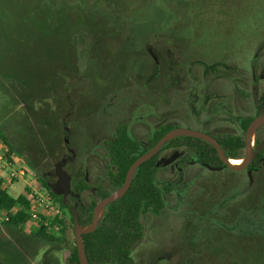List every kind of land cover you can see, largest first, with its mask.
I'll return each mask as SVG.
<instances>
[{
    "label": "rangeland",
    "instance_id": "obj_1",
    "mask_svg": "<svg viewBox=\"0 0 264 264\" xmlns=\"http://www.w3.org/2000/svg\"><path fill=\"white\" fill-rule=\"evenodd\" d=\"M141 1L107 3L127 11L137 9ZM158 5L167 12L165 27L171 10L177 11L171 24L180 27L178 41L187 45V54L206 61L222 60L242 74L234 80L215 78L209 74L213 70L204 69L196 60L182 65V50L181 54L172 53L161 44L141 50L151 30L131 33L126 23L111 31L106 22L98 21L100 28L88 27V33L83 10L76 13L62 8L65 19L44 21L39 20L36 3L31 0H0V133L15 147L17 169L22 167L26 173L14 182L13 195L27 194L31 184H41L39 176L54 187L60 173L69 176L71 189L82 172L92 187L102 183L106 187L102 147L124 125L144 143L159 124L245 136L236 118H255L264 111L262 107L258 112L257 105L264 95V0H190L185 6ZM195 87H201L204 94L199 108L191 102ZM217 108L224 112L213 117ZM255 133L264 143V124ZM252 148L255 150V144ZM190 153L184 145L164 151L159 179L178 181L182 174L188 181L198 174L199 164L191 167L190 159L184 163ZM222 177L227 184L217 185V181L210 185L223 197L239 179L226 173ZM47 191L60 208L55 193ZM222 197L211 201L212 210ZM83 200L90 205L100 198L89 189ZM180 200L176 193L171 194L163 213L145 218L144 239L133 253L136 264H182L184 255L183 264H199L192 253L187 260L188 245L198 235L209 245L213 240L227 248L230 237L218 232L219 217L202 223L196 216L188 222L187 205ZM241 201L239 206L250 210L256 203ZM60 211L59 217L70 219ZM0 226V264H67L76 239L74 229L68 232L71 243L55 244L34 238L37 227L14 234L2 223Z\"/></svg>",
    "mask_w": 264,
    "mask_h": 264
},
{
    "label": "trees",
    "instance_id": "obj_2",
    "mask_svg": "<svg viewBox=\"0 0 264 264\" xmlns=\"http://www.w3.org/2000/svg\"><path fill=\"white\" fill-rule=\"evenodd\" d=\"M189 1L142 0L137 9L124 11L107 3V0H97L96 2L94 0H31L36 3L38 11L35 13L38 14L39 20L44 21L53 17L57 22L65 19L62 8L69 7L76 13H79L77 10H83L85 15L83 18H86L84 22L87 26L84 30L88 33L90 31L88 27L100 28L98 21L106 22V28L111 31H115L121 26L124 27L123 24L126 23L127 30L131 33L137 30V33L141 30H151L153 32L148 36V40H145L147 37L144 38V47L141 50L144 48L153 50L157 44L165 46L172 53L176 50L179 54L182 50L185 60L181 63L182 65L192 64L196 60L195 63L204 69L213 70L209 74L214 75L215 78L224 77L234 80L242 74V70L229 66L222 60L206 61L204 58L187 54V45L178 41L180 27L171 24L172 20L176 19V10H171L166 18V27L163 26L164 16L167 12L163 6L158 5L159 3L163 2L168 5L176 3L178 6H185ZM69 19L73 21L71 17ZM159 67L158 65V69ZM159 76L161 77V73ZM197 88L200 92L203 90L201 87ZM221 113L223 110L219 108L215 115L219 116ZM253 119V117H238L236 119L244 135ZM174 128H176L174 125L159 124L151 129L149 142L144 143L134 135L128 126L119 127L112 140L103 146L104 154L101 155L106 166L104 177L106 187L103 183L92 187L87 176L82 172L72 187L70 202L67 201L68 205H64L62 195L52 193L61 210L68 213L70 219L65 215L58 216L50 221L49 225L37 227V231L32 236L55 244L71 243L68 232L70 229H74V219L69 206L78 210L81 224L84 227L90 225L97 202L92 201L90 205H86L83 193L91 189L100 200L112 195L124 185L132 164L139 157L148 153L164 135ZM202 131L213 135L219 141L228 158H242L241 152L245 150V136L224 135L219 131L211 132L205 129ZM0 141L7 147L8 155L15 154V147L1 133ZM183 145L191 152L184 163L190 159L187 163L193 167L190 162L195 160L194 162L201 166V168L199 167L200 171L188 181L182 179V174L178 181L160 180L158 177L160 155L164 151L178 149ZM255 151L257 155L252 165L244 171L237 172L227 168L218 156L216 149L204 140L176 137L168 141L158 155L137 169L128 192L118 201L107 206L97 230L83 236L89 264H136L133 253L135 247L144 239L145 218L148 215L158 216L163 213L168 206L171 194L175 193L181 198V203L187 205L188 222L190 218L197 216L203 221L202 223H207L214 221L217 215L219 217V220L216 221L219 227V231H217L230 237V242L225 248L214 243L213 240L209 245L201 240L200 235L194 236L187 248V260H190L192 253L193 259L199 261V264H264V188H262L263 192L259 194L261 186L264 187V143L258 138ZM206 166L219 167L222 170L212 171ZM225 173L226 176L236 177L239 182L233 183V179H231L230 184L233 183L234 186L231 185L233 187L227 190L229 193H225L222 197L218 194L219 192L212 190L210 184L217 181V185L227 184L226 178L222 179ZM38 178L43 187L51 191L47 178L43 176ZM179 184L181 189H178ZM26 191L28 194L30 189L27 188ZM27 194L13 195L0 179V213H5L9 217V220L3 225L14 234H22L30 218L31 204ZM221 194L223 193L221 192ZM215 196L222 198L218 199L216 210H212L211 201L213 202ZM259 198L260 201L257 200ZM242 199L256 201V203L251 207V210L250 208L243 209L242 206H239ZM197 203H199L198 208H196ZM228 211L229 213H227ZM16 240L20 243L18 238ZM70 250L66 263L80 264L76 239ZM185 257L184 255V260ZM184 260L182 258V264Z\"/></svg>",
    "mask_w": 264,
    "mask_h": 264
},
{
    "label": "water",
    "instance_id": "obj_3",
    "mask_svg": "<svg viewBox=\"0 0 264 264\" xmlns=\"http://www.w3.org/2000/svg\"><path fill=\"white\" fill-rule=\"evenodd\" d=\"M263 124H264V114L256 117L249 125L246 131V137H245V156L243 158H240L244 160V163L242 165L233 164L232 163L233 159H230L227 157L219 141L216 138H214L212 135L207 134L202 131L190 129V128L179 127V128L172 129L170 132L164 135L148 153L139 157L132 164V166L130 167L127 173L125 183L119 190L115 191L112 195L101 199L97 203L96 208L94 210L93 221L90 225L84 227L81 224L80 215H79L78 210L73 206H69L70 210L72 211L73 219H74V233H75V238H76V245H77V251H78L80 264H89L86 251H85L83 236L85 234L93 233L97 230L107 206L113 202L118 201L128 192L131 186L132 179L137 169L141 165H143L144 163L148 162L149 160L154 158L156 155H158L161 149L163 148V146L168 141L176 137H190V138L204 140L210 143L216 149L218 156L220 157L221 161L225 164L227 168H229L232 171L240 172V171H244L248 169L255 160L257 152L251 146V135H252L253 130L256 128V126L258 129ZM255 136H256V133H255ZM206 167L212 171H218L222 169V168L211 167V166H206ZM51 190L56 195H62L64 205L65 206L68 205L67 199L72 194L69 176L66 173H60L58 183L54 187H51Z\"/></svg>",
    "mask_w": 264,
    "mask_h": 264
},
{
    "label": "built area",
    "instance_id": "obj_4",
    "mask_svg": "<svg viewBox=\"0 0 264 264\" xmlns=\"http://www.w3.org/2000/svg\"><path fill=\"white\" fill-rule=\"evenodd\" d=\"M18 161L15 154L8 155L7 147L0 143V179L6 182L10 187L15 181L22 179L26 173L20 167L17 169ZM29 194L27 195L31 209L29 211V220L25 229L33 230L41 225H49L50 221L61 214L60 208L54 203L53 198L45 187L31 184ZM9 220L7 214L0 215V223H5Z\"/></svg>",
    "mask_w": 264,
    "mask_h": 264
},
{
    "label": "flooded vegetation",
    "instance_id": "obj_5",
    "mask_svg": "<svg viewBox=\"0 0 264 264\" xmlns=\"http://www.w3.org/2000/svg\"><path fill=\"white\" fill-rule=\"evenodd\" d=\"M193 92V95H195V98H193V99H191V102H192V104L194 105V106H196V107H201L202 106V102H203V97H204V94L203 93H201V92H203V90H201V92H200V90H198V88L197 87H195V90H193L192 91ZM218 105H220V104H218ZM258 112H259V110L262 108V107H264V95L262 96V98H261V100L258 102ZM226 106H228V105H226ZM228 110H230L231 112H232V110L230 109V107L228 106ZM193 110H194V108H193ZM199 111V110H198ZM224 112V111H223ZM264 114V111H262V112H260L256 117H258V116H260V115H263ZM215 116H217V115H213V117H215ZM255 117V118H256ZM233 118H235V117H233ZM238 118V117H237ZM236 118V119H237ZM254 118V119H255ZM253 119V120H254ZM185 128H187V127H185ZM190 129H193V128H190ZM194 130H197V129H194ZM198 131H200V130H198ZM202 132H204V131H202ZM206 133V132H205ZM207 134H209V133H207ZM211 135V134H210ZM213 136V135H212ZM214 137V136H213ZM245 137H246V133H245ZM215 138V137H214ZM254 143H255V146H256V136H254V142H253V145H254ZM251 146H252V143H251ZM102 149H103V147H102ZM192 165H194V164H196V162H194V161H192V162H190ZM177 169H178V167H177ZM179 171H182V169L180 168V170ZM88 178V177H87ZM72 195V194H71ZM70 195V196H71ZM69 198V197H68ZM68 200V199H67Z\"/></svg>",
    "mask_w": 264,
    "mask_h": 264
},
{
    "label": "bare ground",
    "instance_id": "obj_6",
    "mask_svg": "<svg viewBox=\"0 0 264 264\" xmlns=\"http://www.w3.org/2000/svg\"><path fill=\"white\" fill-rule=\"evenodd\" d=\"M256 129H257V126L253 130L252 135H251V143H252V146H253V142H254V136H255ZM235 162H239V163H235ZM232 163L235 164V165H242L244 163V160L243 159H233L232 160Z\"/></svg>",
    "mask_w": 264,
    "mask_h": 264
},
{
    "label": "crops",
    "instance_id": "obj_7",
    "mask_svg": "<svg viewBox=\"0 0 264 264\" xmlns=\"http://www.w3.org/2000/svg\"><path fill=\"white\" fill-rule=\"evenodd\" d=\"M7 185H8V184H7V181H6V182L4 181V186H5L6 188H8V189H13V188H15V186H16V185H14V183H13L10 187H8ZM0 215H3V213H0ZM0 227H1V226H0Z\"/></svg>",
    "mask_w": 264,
    "mask_h": 264
},
{
    "label": "snow or ice",
    "instance_id": "obj_8",
    "mask_svg": "<svg viewBox=\"0 0 264 264\" xmlns=\"http://www.w3.org/2000/svg\"><path fill=\"white\" fill-rule=\"evenodd\" d=\"M235 163H239V162H235Z\"/></svg>",
    "mask_w": 264,
    "mask_h": 264
}]
</instances>
